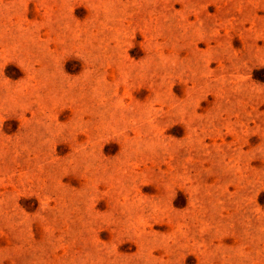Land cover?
I'll use <instances>...</instances> for the list:
<instances>
[{
    "label": "rangeland",
    "instance_id": "obj_1",
    "mask_svg": "<svg viewBox=\"0 0 264 264\" xmlns=\"http://www.w3.org/2000/svg\"><path fill=\"white\" fill-rule=\"evenodd\" d=\"M0 264H264V0H0Z\"/></svg>",
    "mask_w": 264,
    "mask_h": 264
}]
</instances>
